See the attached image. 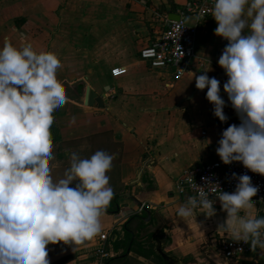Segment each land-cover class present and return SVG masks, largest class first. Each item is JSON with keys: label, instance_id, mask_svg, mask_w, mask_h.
Instances as JSON below:
<instances>
[{"label": "crops", "instance_id": "1", "mask_svg": "<svg viewBox=\"0 0 264 264\" xmlns=\"http://www.w3.org/2000/svg\"><path fill=\"white\" fill-rule=\"evenodd\" d=\"M186 1L0 0V45L7 37L19 46L24 36L60 60L57 80L67 100L53 115L55 133L50 131L53 180L63 177L72 152L89 157L102 149L114 155L106 174L115 198L109 204L117 209L106 207L101 215V232L110 234L107 264H165L160 245L173 258L170 264H264L259 247L233 260L222 254L220 241L232 236L219 228L227 216L221 206L213 215L197 208L188 218L177 215L186 201L179 191L182 172L219 159L223 129L240 123L223 89L227 76L217 63L228 41L214 34L213 17L200 25L197 59L181 79L173 81L169 71L152 68L139 56L163 16L175 14ZM187 21L196 23L192 17ZM117 67L126 73L115 76ZM208 68L207 75L220 81L224 122L213 115L207 88L195 86L194 75ZM89 89L103 98L104 107L87 105ZM252 209V216H263L254 203ZM135 215L141 219L131 223L128 239L125 224ZM98 234L75 251L64 242L49 244L50 264H95Z\"/></svg>", "mask_w": 264, "mask_h": 264}, {"label": "clouds", "instance_id": "2", "mask_svg": "<svg viewBox=\"0 0 264 264\" xmlns=\"http://www.w3.org/2000/svg\"><path fill=\"white\" fill-rule=\"evenodd\" d=\"M211 16L214 34L228 41L217 63L240 120L223 129L216 153L225 164L238 161L264 175V0H213ZM60 66L55 54L37 50L24 36L19 46L7 37L0 45V264H50L47 246L58 242L75 251L102 231L101 215L114 194L106 174L114 155L102 149L89 157L72 152L63 177L54 181L50 175L53 115L67 100L57 80ZM209 70L194 75L195 86L207 88L213 115L224 122L220 81ZM232 176L235 190L216 195L227 213L219 228L236 241L251 238L252 250L264 249V216L238 215L253 207L258 187L247 174ZM202 179L206 186L196 184L197 196L178 207L179 217L192 216L198 207L214 214L205 188L218 185Z\"/></svg>", "mask_w": 264, "mask_h": 264}, {"label": "built area", "instance_id": "3", "mask_svg": "<svg viewBox=\"0 0 264 264\" xmlns=\"http://www.w3.org/2000/svg\"><path fill=\"white\" fill-rule=\"evenodd\" d=\"M213 0H187L178 7L175 14L179 15L178 20L170 19L169 14L163 16L160 25L161 30L148 44L139 52L140 58L148 63L152 68L165 69L171 74L172 80L177 81L187 75L192 69L197 59V37L199 27L202 22L211 18V8ZM196 19V23H189L188 18ZM203 66L202 62H199ZM125 67H117L112 70L115 76L126 73ZM232 173L237 176L247 174L251 177L252 183L258 187L257 194L252 198L257 206L258 212L264 215V175L254 173L243 166L241 162L233 161L225 164L221 159L210 162L194 164L185 169L179 179V191L185 196H197L198 186H206L202 177H208L213 184L205 188L209 193V198L213 199V207L221 206L216 197L220 190L232 192L238 182L233 178ZM197 184V185H196ZM144 205L140 207L143 210ZM197 209H203L198 207ZM109 233L103 231L98 234V243L93 255L95 264H107L111 257L109 249ZM250 240H233L232 237H225L220 241V250L225 258L229 260L237 259L252 251Z\"/></svg>", "mask_w": 264, "mask_h": 264}, {"label": "water", "instance_id": "4", "mask_svg": "<svg viewBox=\"0 0 264 264\" xmlns=\"http://www.w3.org/2000/svg\"><path fill=\"white\" fill-rule=\"evenodd\" d=\"M169 18L174 19V20H178L179 15L171 14L169 16ZM87 105H89L91 107L102 108V107H104V100L93 89H89L88 98H87ZM51 130L55 133V129L53 126H52ZM142 171H143V169L141 170V172ZM140 176H141V173H140ZM148 218H150L149 212H148ZM158 251H159L160 255L162 256L165 264H170L172 261H174L173 258L168 253H166L165 251L162 250L161 245L158 247Z\"/></svg>", "mask_w": 264, "mask_h": 264}, {"label": "trees", "instance_id": "5", "mask_svg": "<svg viewBox=\"0 0 264 264\" xmlns=\"http://www.w3.org/2000/svg\"><path fill=\"white\" fill-rule=\"evenodd\" d=\"M112 200L114 201L115 198L113 197ZM113 201H112V202H113ZM106 207H107L108 210H116V209H117L116 207H111L110 204H108ZM263 216H264V215H263ZM139 218L141 219V217H140L139 215H135V216L131 217V218L128 220V222H126V224H125V232H126V235H127V238H128V239H131V237H132V231H131L132 227H131V223H132L134 220H137V219H139ZM110 260H111V259H108L107 263H109Z\"/></svg>", "mask_w": 264, "mask_h": 264}, {"label": "rangeland", "instance_id": "6", "mask_svg": "<svg viewBox=\"0 0 264 264\" xmlns=\"http://www.w3.org/2000/svg\"><path fill=\"white\" fill-rule=\"evenodd\" d=\"M156 30H157V32H155V35L157 34V33H159L160 32V30H161V27L159 26L158 28H156ZM245 212V214H246V212L248 213V214H250V213H252L253 212V209L252 208H250V209H247V210H244ZM244 214V215H245Z\"/></svg>", "mask_w": 264, "mask_h": 264}]
</instances>
